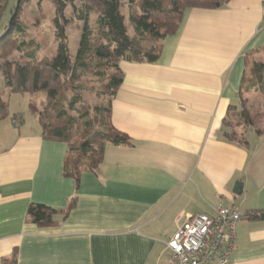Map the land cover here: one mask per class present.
<instances>
[{"label":"crops","instance_id":"0c3cea01","mask_svg":"<svg viewBox=\"0 0 264 264\" xmlns=\"http://www.w3.org/2000/svg\"><path fill=\"white\" fill-rule=\"evenodd\" d=\"M261 2L187 8L156 61L120 62L112 123L132 145L107 146L77 190L62 175L66 144L43 139L35 115L0 120V261L167 264V241L187 217L225 206L242 215L226 264H264V128L250 115L248 146L224 136L241 107L245 55L264 48ZM73 196L50 227L26 216L31 203L64 209Z\"/></svg>","mask_w":264,"mask_h":264},{"label":"trees","instance_id":"16d2710c","mask_svg":"<svg viewBox=\"0 0 264 264\" xmlns=\"http://www.w3.org/2000/svg\"><path fill=\"white\" fill-rule=\"evenodd\" d=\"M21 1L17 5L16 14ZM51 1L56 13L51 21L57 43L54 54L51 57L39 56V47L34 40L25 41L17 37V33L24 34V28L15 19V14L10 24L9 21L2 24L0 75L3 87L10 93L45 94V109L38 111L33 101L29 100V110L41 127L43 139L66 144L62 175L73 179L77 190L81 174L96 171L103 161L107 146L132 145L130 137L116 129L112 123L111 102L124 78L120 62L156 61L162 50V39L178 30L185 9L219 8L228 0H80V7L74 4L75 0ZM8 2L9 0H0V24ZM68 6L72 8L71 17L65 15ZM123 6L127 8V14L123 12ZM91 14L94 15L92 22ZM74 20L82 21V26L77 46L73 50L65 27ZM261 50L264 48L255 51ZM251 52L248 51L245 55L246 67L247 57ZM252 71L257 82L263 84L264 92V63H255ZM84 75L97 77L101 82L98 94L107 98L105 104L93 106L92 120L87 119V107L83 110L76 107L82 100V87L77 82ZM68 89L73 95L69 98L67 107H64L56 98ZM241 92L242 89L239 116L244 121L245 129L236 133L229 115L224 121L229 127L224 136L239 145L248 146L246 131L252 125V119ZM69 111H76L78 115ZM7 117L8 104L2 98L0 88V120ZM14 120L18 122L14 123ZM20 121L19 116H11L14 125ZM75 204V196L68 200L64 209L31 203L26 216L41 227H50L58 213L66 217ZM244 216L258 217L256 213H246ZM8 261L16 264L15 253L0 262L7 264Z\"/></svg>","mask_w":264,"mask_h":264},{"label":"rangeland","instance_id":"374dc122","mask_svg":"<svg viewBox=\"0 0 264 264\" xmlns=\"http://www.w3.org/2000/svg\"><path fill=\"white\" fill-rule=\"evenodd\" d=\"M17 0H9L7 10L3 16L2 23L0 24V34L2 32V24L7 23L10 20L11 15L14 12ZM74 4L77 7L82 5L80 0H75ZM72 8L68 6L65 9L66 17H71ZM123 12L127 14V8L123 6ZM56 15L55 7L51 0H22L19 9L16 14V20L24 28V34H18L17 37L20 40L28 41L30 39L38 45L39 56L51 57L56 48L55 29L52 25V19ZM94 15H90V21L92 22ZM82 21H71L65 27V33L69 39L70 47L74 50L78 43L80 28ZM131 30V29H130ZM131 32V31H130ZM264 63V50L252 51L247 57V68L242 83L241 97L245 102V107L251 115L256 127L264 128V92H262L263 84L257 82L253 74V65L255 63ZM82 87L80 94L82 97L81 102L77 104L78 109L83 110L87 107L89 114L88 120H92L94 116L93 106L99 104H105L107 98L105 95L98 94L100 90L98 86L101 84L97 77L91 75H84L77 82ZM2 78L0 75V88L2 90V98L8 104L9 117L15 112H22L29 118L33 116L29 111V100H32L36 105L38 111H43L46 107V96L42 92L16 94L10 93L2 85ZM73 95L69 89L63 91L56 99L59 103H62L64 107H67L69 98ZM263 100V102H262ZM239 111L230 112L231 126H233L236 133H241L245 129L243 119L239 116ZM69 113L77 116L76 111H69ZM8 117V118H9ZM7 118V120H8ZM9 121V120H8ZM231 129V128H230ZM252 131V128L250 129ZM0 264H3L0 262ZM10 264V261L7 262Z\"/></svg>","mask_w":264,"mask_h":264},{"label":"built area","instance_id":"2783aa9c","mask_svg":"<svg viewBox=\"0 0 264 264\" xmlns=\"http://www.w3.org/2000/svg\"><path fill=\"white\" fill-rule=\"evenodd\" d=\"M261 7L264 10V0ZM241 217L238 210L225 206L217 207L211 216L189 215L167 241V264H226L235 246L236 223Z\"/></svg>","mask_w":264,"mask_h":264},{"label":"water","instance_id":"95a60500","mask_svg":"<svg viewBox=\"0 0 264 264\" xmlns=\"http://www.w3.org/2000/svg\"><path fill=\"white\" fill-rule=\"evenodd\" d=\"M19 1H20V0H17L16 6H15V8H14V12H13V14H12L11 17H10L9 24L11 23L12 19L14 18L15 14H16V9H17V5H18ZM240 187H241V183L236 184V186H235L234 189H233V192H234L235 194H238V193H239V188H240ZM260 218H261V219H264V213H261V214H260Z\"/></svg>","mask_w":264,"mask_h":264}]
</instances>
